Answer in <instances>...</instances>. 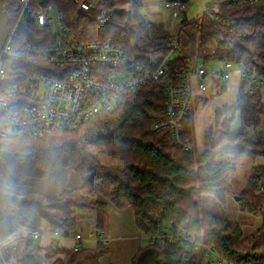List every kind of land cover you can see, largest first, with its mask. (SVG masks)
Here are the masks:
<instances>
[{
	"label": "trees",
	"instance_id": "trees-1",
	"mask_svg": "<svg viewBox=\"0 0 264 264\" xmlns=\"http://www.w3.org/2000/svg\"><path fill=\"white\" fill-rule=\"evenodd\" d=\"M41 0H33L37 5ZM64 15L81 41H96L126 34L129 47L142 56L159 60L178 38L172 69L198 61H232L264 71V0L255 3L225 1V12L202 13L184 18L175 32L146 19L143 0H96L105 12L102 20L79 9L75 0H45ZM10 24L18 13V0H4ZM239 113L241 125L231 127ZM166 113L162 84L150 82L127 96L124 104L103 111L79 127L37 135L0 138V147L12 148L13 156L0 158V239L15 244L7 249L10 264H99L108 245L79 250L43 247L23 227H31L19 211L35 208L52 231L63 236L74 232L82 219L94 215L103 228L109 206H132L136 224L145 235L166 224L174 232L195 236L214 245L220 257L233 264H264V162L252 167L246 186L238 195L244 207L259 214L262 224L244 234L242 224L202 208L198 197L212 194L226 202L234 194L232 174L237 158H263L264 134L254 137L262 124L264 103L257 87L253 93L239 89L235 103L216 109V121L203 131V150L188 152L177 146L169 131L154 133L152 123ZM186 137L191 139L190 119ZM58 167H71L82 177L79 188L58 195L20 191L2 184L6 179L20 187L30 178H48ZM131 264H207L202 253L179 244L146 243L134 254Z\"/></svg>",
	"mask_w": 264,
	"mask_h": 264
},
{
	"label": "built area",
	"instance_id": "built-area-1",
	"mask_svg": "<svg viewBox=\"0 0 264 264\" xmlns=\"http://www.w3.org/2000/svg\"><path fill=\"white\" fill-rule=\"evenodd\" d=\"M18 0V13L10 24L9 33L0 52V138L27 137L43 132L74 128L94 120L103 111H112L124 104L127 96L150 82L163 85L166 92V113L156 119L154 133L169 131L173 142L188 152H194V142L186 137L188 119L194 99L195 83L201 92L207 90L206 77L219 75L223 81L239 71L244 89L253 93L258 87L264 92V71L254 66H241L224 61L221 69L206 67L203 61L194 65L172 69L178 51V38L171 42L169 53L159 60L150 61L128 45L126 34L108 36L102 40L81 41L68 26L64 13L53 3L41 0ZM255 3L259 0H225ZM79 9L93 15L96 0H75ZM165 6L173 10V17L187 9L184 0H168ZM204 13L217 15L208 5ZM173 56V58H171ZM12 148L0 147V158L13 156ZM264 196V179L259 185ZM87 237L109 244V237L98 228L95 220L89 221ZM34 239L43 236L38 227L29 229ZM50 246L59 247L63 237L59 230L52 231ZM151 243L163 248L179 244L185 250L202 253L207 264H233L218 254L216 247L200 242L195 236L174 232L160 224L156 233L145 235ZM75 238L84 240L79 230ZM0 239V264L8 263L6 244ZM82 247L78 243L74 249Z\"/></svg>",
	"mask_w": 264,
	"mask_h": 264
},
{
	"label": "crops",
	"instance_id": "crops-1",
	"mask_svg": "<svg viewBox=\"0 0 264 264\" xmlns=\"http://www.w3.org/2000/svg\"><path fill=\"white\" fill-rule=\"evenodd\" d=\"M163 1L164 0H143L142 8H145L147 11L146 13L153 16L156 20V22L151 20L149 21L155 24L160 22L157 25L169 30L171 29L170 27L172 23H174V19H176L178 16L173 17L172 13L171 22L165 20L158 8L159 5L163 3ZM166 1L168 0H165V2ZM184 1L187 7L186 11L183 13L184 18L192 19L204 13L206 9L204 6L206 4L204 2H206L207 5H210L213 4L212 1L215 0L203 1L202 3H200L199 0L198 2L197 0ZM146 13L143 12L147 18ZM215 68L216 67L213 66L211 69ZM237 73L242 84L243 80L241 78V74L240 72ZM232 77L233 75H231L229 81L232 79ZM205 81L207 83V90L205 92L199 91L195 83L194 99L192 102V107L194 105V113L191 112L192 110H190L189 113V119L192 127L191 140L194 142L196 149L199 151L203 150V146L201 148V145L203 131L205 130L204 119L203 116L201 117V111H205L204 108L209 104L208 102L205 104V100L207 99L206 92H208L209 85L211 87L210 97L213 99L214 105H216L218 108L228 104L223 100L224 98H222L226 90L225 81H223L219 75L213 74L208 75ZM261 95L264 103L263 91H261ZM198 111H200V113ZM1 182L4 186L15 188L23 192L34 191L46 195H58L65 190L79 188L83 184L81 175L71 167H58L52 171V175L48 178H30L27 180V184L25 186H13L6 179L2 180ZM19 211L32 225L31 227H23V230L29 232V229L33 227L40 228L43 231V236L35 240H38V243L43 247L50 246V235L52 233L50 223L42 218L35 208H20ZM94 218V215H90L88 218L82 219L78 225V228L74 232L59 239V247L72 249L78 243H81L83 247H96L99 241L90 240L87 237V233L91 228L88 221L90 219L96 221ZM99 229H101L102 232H104L110 239L108 244L109 252L100 259L99 264H131L134 254L146 243L145 234L140 231L136 224L135 210L132 206L120 209L111 203L109 206L108 215L105 219V225L103 228ZM79 230L85 236L84 240L82 241H79L75 238V233Z\"/></svg>",
	"mask_w": 264,
	"mask_h": 264
},
{
	"label": "rangeland",
	"instance_id": "rangeland-1",
	"mask_svg": "<svg viewBox=\"0 0 264 264\" xmlns=\"http://www.w3.org/2000/svg\"><path fill=\"white\" fill-rule=\"evenodd\" d=\"M203 1L208 0H199L200 3ZM198 2V0H197ZM213 4H210L212 7H214L215 11L217 13H223L225 12L223 5L225 0H215L212 1ZM206 5H204L207 8V3L204 2ZM218 3V4H216ZM159 10L161 14L163 15L164 19L171 22V15L173 13V10L171 8H168L165 6V0L161 5H159ZM99 9V8H98ZM207 9H205L206 11ZM142 11L146 13L147 11L145 8H142ZM96 14L100 16L98 19L102 20L105 16V12L102 10L96 11ZM90 15V14H89ZM147 20H151L153 22H156L155 18L151 16L150 14H147ZM92 18H94L93 15H90ZM184 15L183 13L178 15L176 19H174V23L171 25V29H169L172 32H175L178 26L180 25L181 21L183 20ZM162 21V20H161ZM160 22H157L159 24ZM173 58V56L171 57ZM216 67L218 70L221 69L222 63L219 62H209L206 64V67L208 69H211L212 67ZM239 71H233L232 79L229 81H225L226 84V90L222 98L223 100L228 103L229 105L235 103L237 99V95L239 93V89L241 86V80L238 76ZM235 73V74H234ZM211 87L209 85L208 92H206L207 99L205 100V104L208 102L209 104L204 108L205 111H201V117L203 116L204 119V127L205 129L210 127V125L214 124L216 121V105H214L213 99L210 97V90ZM192 113H194V105L191 109ZM200 113V111H198ZM241 125L240 115L237 112L235 116L233 117L231 121V127L232 128H238ZM257 135L254 134V137L263 136L264 134V116L262 118V124L256 129L255 131ZM203 146V136H202V145ZM198 148V146H197ZM263 158H237L234 160V164L236 167V171L232 174V184L234 187V194L232 196H229L226 200V202L219 201L214 195L202 193L198 197V202L202 208H205L207 210L213 211L217 213L218 215L225 217L227 219H230L232 221H237L242 224V228L244 231V234L248 235L254 232L257 228H259L262 224V217L259 214H255L252 211L247 210L244 207V201L235 199V195H238L244 187L246 186V183L248 182V179L252 172V167L255 164L263 163ZM29 186V185H27ZM95 219V218H94ZM89 232V231H88ZM88 234V233H87ZM39 241L36 240V243ZM203 261V260H202Z\"/></svg>",
	"mask_w": 264,
	"mask_h": 264
},
{
	"label": "water",
	"instance_id": "water-1",
	"mask_svg": "<svg viewBox=\"0 0 264 264\" xmlns=\"http://www.w3.org/2000/svg\"><path fill=\"white\" fill-rule=\"evenodd\" d=\"M10 27V15L4 6V0H0V52L7 38ZM235 199L240 200L239 195H235Z\"/></svg>",
	"mask_w": 264,
	"mask_h": 264
}]
</instances>
